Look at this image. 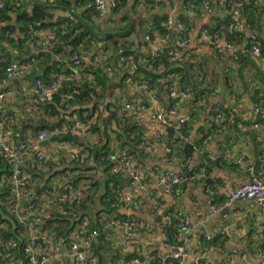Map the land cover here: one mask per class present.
<instances>
[{
    "label": "trees",
    "instance_id": "16d2710c",
    "mask_svg": "<svg viewBox=\"0 0 264 264\" xmlns=\"http://www.w3.org/2000/svg\"><path fill=\"white\" fill-rule=\"evenodd\" d=\"M95 1L46 0L30 4L26 0H0L4 3V8L0 10V81L6 78V69L15 64L26 68L25 77L34 83L33 86L38 81L52 86L62 80L59 90L46 99L34 94L30 111L27 108L14 111L5 107L0 113L2 131L11 133L10 141L24 147L26 154L22 171L28 175V181L22 187L23 194L32 193L31 203L40 213L37 216L39 223L33 219L27 224L20 221L15 212L17 204L11 201L13 168L0 153V264H31L33 231H40L46 237L44 243L34 246L36 251L39 249V255L61 254L60 264H79L68 258L67 253L76 244V236L86 238L92 234H96L95 241L85 251L89 256L98 258L97 264H130L136 259L145 263L138 253L122 255L112 241L117 228L124 229L125 224L141 225L138 219L127 218L120 213L123 208H133L137 199L133 196V203L125 202L129 190L135 188L133 180L130 175L116 172L117 162L112 159L126 153L128 160L137 164L136 171H144L155 156L153 147L157 143L155 135L158 131L151 135L142 120L134 119L126 110L128 105L148 101L147 94L139 92L137 97L126 98L118 92L129 87L128 80H131L132 87L146 83L159 106L166 111H178V101L171 98L172 92L187 91L191 94V100L187 101L190 120L180 129L176 139L168 140L167 135L164 139V146L171 150L167 155L170 160L184 156L186 141L191 139L200 113L208 110L211 98L216 99L220 95L218 91L222 84L216 71L209 74L206 71L201 88L191 83L180 66L171 68L165 77L143 72L133 74L136 56L149 44L143 37L135 39L134 17L138 12L134 11L133 15L124 17L109 29L110 23L102 24L104 17L97 11ZM143 1L147 8L161 9L165 6V0ZM216 2L218 0H186L184 9L200 14L212 11ZM122 5L120 0H114L113 13H118ZM224 9L227 18L223 32L227 33V44L235 51L231 63L222 71L223 86L229 95L236 97L239 96L241 83L247 91L252 86L255 107L263 110L264 68L258 66L253 55L257 44L239 32L240 27L233 21V15L239 11L240 25H244L242 19L245 18V25L257 37L264 58V1L244 3L242 0H228ZM58 10L73 15L74 21L57 18L55 11ZM13 14L16 16L15 23ZM169 17L154 20L152 29L147 33L151 41L154 32L162 39L166 36L167 31L162 25ZM182 19L177 22L187 28V33L190 32V26ZM145 23L143 26H146ZM42 33L50 35L44 38ZM209 34L215 40L223 38L220 30H209ZM52 37L55 38L51 40ZM171 37L165 53L159 57L156 53L150 56L141 54L142 65L152 73L160 74L181 54L182 61L189 66L197 82L195 73L200 71L201 63L195 64L196 56L190 50L176 48V35L172 33ZM213 50L214 58L220 64L223 51L220 52V48ZM204 66L206 68V63ZM249 67L257 73L252 82H248L244 73ZM255 83V86L251 85ZM217 106H222V118L232 109L225 108L224 103L214 107V121L209 128L212 131L219 129L222 123V119L220 122L215 120ZM255 114L257 122L264 123V116ZM239 120L237 118L235 123H240ZM75 121L87 126L86 136H72ZM43 133L49 135L52 143H67L70 150L77 153L55 149L47 152L55 159L39 156L38 153L44 152V149L35 148L38 137ZM202 144L203 140L196 143L197 149L200 150ZM209 169L204 171L203 176L209 174ZM196 173L185 166L183 180L176 187L174 196L180 187L185 188L196 177ZM63 196H67L68 201H59ZM155 198L153 196L151 200H157ZM165 216L171 218L170 224L163 225L168 245L183 247L179 227L184 215L173 207ZM225 238L207 241L204 237V242L212 249ZM259 250L264 257V234L260 236ZM163 257L157 258L153 264H160ZM167 264L182 263L169 260Z\"/></svg>",
    "mask_w": 264,
    "mask_h": 264
},
{
    "label": "crops",
    "instance_id": "0c3cea01",
    "mask_svg": "<svg viewBox=\"0 0 264 264\" xmlns=\"http://www.w3.org/2000/svg\"><path fill=\"white\" fill-rule=\"evenodd\" d=\"M75 1L79 2V0ZM120 1L123 4L122 8L115 14L112 11L113 1L105 0L108 9L102 19L103 25L110 23L109 29H112L114 27L112 25L119 24L124 17L133 15L134 11H137L138 14L134 17L136 18L134 19L136 21L134 22L135 39L143 37L147 41V33L150 28L152 29L153 22L157 17L170 15L176 21L183 18L182 20L186 21L187 26L193 30L191 31L192 44L189 50L196 56L195 64L201 63L200 71L195 73L196 83H201L202 65L206 63L205 70L208 74L216 71L222 86L218 91L220 95L216 99L209 100L208 110L205 113H200V119L192 129L190 143L194 145L195 153L188 154L184 149V156L173 157L170 160L167 156L169 154L164 148H161L155 153L153 161L148 163L147 169L140 172L145 189L131 188L128 193L136 196V204L133 205V208L121 209L120 213L127 218L138 219L141 222L142 230L129 237L124 229L117 228L112 240L116 250L125 256L138 253L144 259L145 264H153L157 258L170 252L166 247L163 225L165 224V214L169 209L175 207L178 213L190 217L196 226L189 235L190 241L185 247L187 258L183 264H195L201 257H207L211 264H262L263 256L259 250V242L260 236L264 232V214L257 206L251 202H239L231 207L222 208L218 214L212 212V208H220L227 201L231 190L239 188L249 181L250 177L246 171L249 166L256 167L258 175L264 180V123L257 122L252 86L247 91V88L241 83L238 97L227 93L223 86V75L221 78L217 66L221 68V71L227 69L234 52L224 49L220 59L221 63H217L213 55L215 54L214 50L205 37L206 31L220 30L223 33L221 43L223 46L228 43L227 33L223 32L226 30L225 20L227 18L224 4L218 0L212 11L196 14L192 9H184L186 0H165V6L161 9L147 8L143 0ZM259 1L263 2L264 0ZM26 2L30 4L44 3L45 0H26ZM28 11L31 12V8ZM55 15L57 18H66L68 13L58 10L55 11ZM144 21H146V26H143ZM15 22L16 16L13 14V23ZM245 22V18L242 19L244 25L239 28V32L250 36L252 32ZM48 35L50 34L42 33L41 37L45 38ZM153 35L154 39L150 42L147 41L149 44L136 57H141V54L153 55L164 47L160 35L157 32H154ZM255 60L260 68H264L263 60L259 58H255ZM140 65L144 67L141 60ZM195 68L198 69V66ZM244 73L248 82H252L257 75L256 70L251 67L247 68ZM33 84L32 81H27L25 76L20 80L6 83L2 88V92L6 93L5 107L14 111H18L19 108H27L30 111L31 98L35 92ZM127 85L129 87L118 92L119 95L126 98L137 97L140 92L138 87H132L128 83ZM251 85L255 86L256 83ZM257 89H261V87L257 86ZM141 102L149 105L148 108L145 107L142 123L147 131L154 135L158 131V127L152 121L154 106L145 100H141ZM185 103L179 107L176 115L170 118L171 125L168 128H175L181 120L190 115L189 106L187 102ZM220 103H224L227 109H232L223 117L224 119L222 118L219 129L212 131L209 129L211 122L214 121L212 112H214V107ZM160 107L162 108L161 105ZM237 118L240 119V123H235ZM167 129L168 140L178 137L176 129L172 137ZM1 131L2 126L0 125V133ZM201 140H203V144L199 150L196 143ZM49 142L48 146L41 147L39 145L35 149H44V153L48 154L47 152L59 147L50 140ZM242 157H244V161L241 166ZM185 166H188L190 172L197 171L196 177L192 178L185 188L180 187L176 195L171 197L161 184L162 176L166 172L183 174ZM136 168L137 164H132V169L136 170ZM207 168H210L209 174L203 176ZM134 189L135 192H132ZM153 196L157 200L152 201L151 197ZM222 223L229 226L228 236L217 242L212 249L206 247L205 235L217 229Z\"/></svg>",
    "mask_w": 264,
    "mask_h": 264
},
{
    "label": "built area",
    "instance_id": "2783aa9c",
    "mask_svg": "<svg viewBox=\"0 0 264 264\" xmlns=\"http://www.w3.org/2000/svg\"><path fill=\"white\" fill-rule=\"evenodd\" d=\"M6 1H12V0H6ZM46 1V0H45ZM54 1V0H53ZM114 2V0H112ZM224 5L228 4V0H220ZM250 0H242V2L246 3ZM96 9L99 11L102 16L104 17L107 12V3L105 0H96ZM113 4V3H112ZM4 8V3H0V10ZM210 12V11H209ZM67 19L74 21V16L68 14L66 16ZM240 20V13L239 11H236L233 15V21L239 25L240 28L243 26L239 24ZM162 27L167 31L166 36L163 38L164 47L159 49L156 52V55L159 57L160 55L165 53V49H167V46L169 42L171 41L172 37L171 34L174 33L176 35V41H175V47L179 49H187L189 50L191 44H192V38H191V31L192 28H190V32L187 33V28L176 21V19L171 16L169 19L162 25ZM206 39L209 40L211 47L214 49L220 48V52H222L224 49L234 52V48L229 46L228 44L221 43L220 39H214L211 34H209L208 31L205 32ZM251 40L256 43L257 45L253 48V55L255 58H263L262 49L257 43V37L254 34H251L249 36ZM55 37H52L51 40H53ZM147 41H151L150 37H146ZM181 56V54H178V57ZM182 57V56H181ZM264 62V58H263ZM26 68L21 67L17 64L11 65L6 69V78L2 81H0V113L3 112L5 109V99H6V93L2 92L3 86L12 81V80H20L25 76ZM75 73H77L75 71ZM62 80L55 82L52 86H46L42 82L38 81L35 84V92L39 98L46 99L47 97L51 96L54 92L58 91L61 86ZM128 84H131V80L127 81ZM140 93L147 94V100L148 102L154 106V114L152 116V121L156 124L158 127V132L155 135L156 144L153 147V152H158L161 148H164L168 154L171 153V150L169 148H166L164 146V139L166 137V129L171 125L170 118L174 115H176L177 110L172 111H166L164 108H161L159 106V103L156 99V96L154 93L150 90V87L148 84H143L138 87ZM171 98L176 99L178 101V109L181 107L185 102L191 100L192 96L189 92L183 91V92H172ZM226 108V107H225ZM127 112L130 113V115L136 119H142L144 116V110L145 107L143 106V103H137V104H131L128 105L126 108ZM222 112V106H217L215 108V114L217 115L215 120L219 121L222 119L221 116ZM256 113H261L264 116V109L261 110L260 108L255 107ZM190 120V117L181 120L176 126L175 129L177 132L180 131V129ZM214 120V118H213ZM72 136H86L87 135V126L83 124L80 121H75L72 126ZM11 133H4L1 131L0 133V153L2 157L11 165L13 168V177H12V184H13V190L11 195V201L15 202L17 204L16 211L20 221L23 224H27L31 219L39 223V219H37V216H39V212L35 209L36 205L31 203L33 196L32 193L29 192L25 196L23 194V186L28 181V175L22 171L23 166L25 164V151L24 147L18 146L17 144L10 141ZM50 137L47 133H43L38 137L37 140V146L40 145V143L49 141ZM187 144L190 143V140L188 139ZM63 150L67 151L69 153H77L76 151H71L69 144L63 143L60 144L57 150ZM39 156L46 157L47 159H55L54 156H52L50 153L45 154L44 152H39ZM113 161L117 162V166L115 168L116 172L119 173H125L127 175H130L133 180V187L137 189L144 190L145 184L143 183L142 177L139 172L132 169V163L128 160L126 153L119 154L116 159H112ZM244 157H242L240 164L243 165ZM247 172L249 173V181L243 184L239 188H235L230 191L227 201L220 207V208H212V212L214 214H218L220 210L224 207H231L232 205L239 203V202H251L254 203L257 208L264 214V180L257 174L256 168L254 166H249L247 168ZM183 180V174H172L169 172H166L163 174L161 179V184L165 187L166 193L173 197L175 194L176 187L181 184ZM152 196V193H151ZM27 198V200H23ZM67 196L61 197L59 201L65 202L68 201ZM24 201H27L24 203ZM23 202V203H22ZM125 202L128 204L133 203V195L131 193H127L125 197ZM26 212V214H22V212ZM164 223L170 224L171 218L165 217ZM118 226L117 224H115ZM114 226V225H113ZM33 229L34 227L31 225L30 227ZM196 226L194 225L193 220L184 215V218L182 220V223L179 227V232L181 239L184 242L183 247H173L168 245V240L166 238V247L170 251L167 254L164 255L162 261L160 264H167L169 260H179L183 264L184 261L187 258L186 255V249L185 247L189 244L190 238L189 235L194 231ZM228 230L229 226L226 223H222L217 229L207 233L205 235L207 241H215L218 239H223L228 236ZM124 231L127 236L132 237L135 234H138L141 231V225L137 223L133 224H125ZM264 232L262 233V235ZM96 238V234H92L86 238H83L82 235L76 236V244L71 248V250L67 253V257L70 258L72 261L77 262L79 264H97L98 258L91 257L89 254L86 253L85 249L89 247ZM263 238V236H262ZM46 241V237L40 232V231H33L32 233V241H31V253H33V257L31 260V264H60L61 262V255H39V249L36 251V248H34L35 245H38L40 243H44ZM23 264V263H20ZM130 264H145L141 260L136 259ZM195 264H211L210 260L207 257H201L199 258ZM262 264H264V257L262 258Z\"/></svg>",
    "mask_w": 264,
    "mask_h": 264
},
{
    "label": "water",
    "instance_id": "95a60500",
    "mask_svg": "<svg viewBox=\"0 0 264 264\" xmlns=\"http://www.w3.org/2000/svg\"><path fill=\"white\" fill-rule=\"evenodd\" d=\"M204 65H205V63H203V65H202L203 72H202V81H201L200 84L199 83H196L194 81V77H193V74H192L189 66L182 61V57L181 56L177 57L176 60H174L173 62H171L170 66L163 73H160V74L152 73L147 68L142 67L140 65V57L138 56L135 59V68H134L133 74H135L137 72H143V73H145L147 75H150V76L165 77V76H167V74L169 73V71H170L171 68H173L175 66H180V67H182L186 71V73H187V75H188L191 83L194 86H196L197 88H201V85H202V83L204 82V80L206 78V70H205V66ZM217 67H218L220 76L222 78V75L223 74H222L221 68L219 66H217ZM227 101L229 102V99L228 98H227ZM143 106L146 107V108L149 107L148 103H143ZM167 132L170 134V137H172L174 135V133H175V128H173V127L172 128H168L167 129ZM49 144H50L49 141H45V142L40 143V146L41 147H46ZM185 152L188 153V154L195 153V147H194V145L192 143L186 144V146H185ZM132 192H135V189Z\"/></svg>",
    "mask_w": 264,
    "mask_h": 264
}]
</instances>
